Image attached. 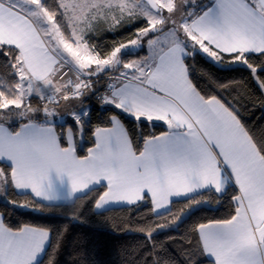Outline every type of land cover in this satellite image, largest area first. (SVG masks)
<instances>
[{"label": "snow or ice", "instance_id": "6c2138e0", "mask_svg": "<svg viewBox=\"0 0 264 264\" xmlns=\"http://www.w3.org/2000/svg\"><path fill=\"white\" fill-rule=\"evenodd\" d=\"M134 20L144 26L127 42L107 51L90 43L99 24L115 30ZM145 46L147 56L124 59ZM198 52L219 64H243L264 90V0L209 6L196 0H0V55L15 77L0 90V162L8 168H0V188L30 189L52 208L103 185L97 209L150 198L162 215L158 210L170 211L172 197H186L191 207L201 201L189 193L211 189L223 197L238 186L234 214L200 223L197 245L212 264H264V136L250 132L235 108L198 90L186 63ZM105 76L99 100L114 110L111 126L94 129L95 146L81 159L75 133L67 129L62 147L54 119L64 101L80 132L87 111L67 102L96 95L93 85ZM34 96L42 101L37 107ZM41 112L38 123L33 114ZM16 116L26 122L11 131L4 124ZM121 116L138 127L163 122L168 130L142 136L136 148ZM49 235L30 226L13 230L0 218V264H37ZM152 264L168 262L154 257Z\"/></svg>", "mask_w": 264, "mask_h": 264}, {"label": "trees", "instance_id": "16d2710c", "mask_svg": "<svg viewBox=\"0 0 264 264\" xmlns=\"http://www.w3.org/2000/svg\"><path fill=\"white\" fill-rule=\"evenodd\" d=\"M57 2L47 0L48 4ZM143 26L141 21L134 20L111 30L107 23H101L90 33V43L107 51L114 44L133 38L137 29ZM138 55L134 52L127 57ZM253 61H256L255 56ZM186 63L190 79L202 94L216 95L226 106L236 109L241 122L250 132L256 137L264 136V90L258 86L246 66L219 64L202 52H198ZM14 79L6 66L5 57L0 55V90L11 87ZM107 82L106 77L100 79L93 85L97 90L96 95L89 94L76 101L80 106L82 101L89 108L87 115L82 118L83 127L80 132L76 131L77 126L73 120L57 122L54 119L61 146L66 147L68 144V128L75 133L76 153L79 157L86 156L95 144L94 129L110 126L108 118L114 114V110L111 106H101L99 100V95L106 90ZM31 103L37 107L42 101L34 96ZM34 114L36 121H44L42 112ZM121 120L136 148L142 147V136L158 135L168 130L161 122L155 126L138 127L130 116H121ZM25 122L24 118L16 116L5 125L11 131H17ZM0 168L8 171L4 162H0ZM105 190L103 185H99L90 194L78 195L81 199L58 203V206L49 208L42 206L39 199L34 198L30 192H19L14 187L0 188V213L4 223L13 230L34 226L49 231V243L37 264H152L154 257L168 264H212L206 254L200 253L194 229L200 223L226 219L234 214L235 202L231 196L237 192L233 186L230 192L221 197L211 189L203 190L191 195L201 203L193 202L189 207L187 198L176 199L172 201L170 211L157 215L150 198L136 204L98 210L95 201ZM177 216L179 219H174ZM148 231L152 233L150 237Z\"/></svg>", "mask_w": 264, "mask_h": 264}, {"label": "crops", "instance_id": "0c3cea01", "mask_svg": "<svg viewBox=\"0 0 264 264\" xmlns=\"http://www.w3.org/2000/svg\"><path fill=\"white\" fill-rule=\"evenodd\" d=\"M204 1V2H203ZM201 3H202V5H204V6H209V5H211V4H213L214 3V0H203ZM68 76H71V77H73L71 74H68ZM74 78V77H73ZM65 79H67V77L65 78ZM106 91V90H105ZM104 91V92H105ZM104 92H102V93H104ZM47 93H49V92H47ZM74 108H76L77 110H79V108H81V106L77 103L76 104V106H73ZM88 110H89V108H87L86 109V111L88 112ZM59 114H61L60 112H58ZM62 116H65L64 114H62ZM36 122H38V121H36ZM38 123H43V122H38ZM161 123H163V122H161ZM164 124V123H163ZM166 125V124H165ZM4 126L6 127V128H8L9 129V127L7 126V125H5L4 124ZM111 126V125H110ZM110 126H108V127H110ZM10 130V129H9ZM19 130V129H18ZM17 130V131H18ZM55 130H56V128H55ZM73 132V131H72ZM56 133H57V131H56ZM57 135H58V133H57ZM69 136H70V134L68 133V131H66V138H67V143L69 142ZM73 144H74V146H75V137H74V139H73ZM67 146H68V144H67ZM66 146V147H67ZM94 146H95V144L91 147V148H94ZM63 147V146H62ZM75 152H76V146H75ZM89 155V151H88V153H87V155L86 156H88ZM76 156L78 157V158H84V157H79L78 155H77V153H76ZM236 188H238V186H235ZM17 190V189H16ZM107 190V189H106ZM105 190V191H106ZM203 190H207V189H202V190H199V192H201V191H203ZM17 191H19V192H30L31 193V190L30 189H24V190H17ZM31 194H33V193H31ZM81 194H83V193H78L77 195H81ZM193 194H195V193H189V196H191V195H193ZM34 195V194H33ZM181 198H186V197H184V196H181V197H172L171 198V200L173 201V200H176V199H181ZM37 199H39V198H37ZM151 200V199H150ZM45 202H47V201H45ZM68 202H72V201H60V202H58V203H68ZM141 202V201H140ZM48 203V202H47ZM138 203V202H137ZM151 203H152V201H151ZM119 205H131V204H129V203H126V202H112V203H109L108 205H106L105 207H103V208H101V209H98V210H102V209H105V208H107V207H111V206H119ZM152 206H153V204H152ZM170 206H171V204H169V205H167L166 207L169 209L170 208ZM158 211H160V212H163V211H165L164 209H161V210H158ZM0 218H2L3 219V217H2V214L0 213ZM209 223H211V222H209ZM30 227H34V226H30ZM36 228H39V227H36ZM43 229V228H42ZM46 230V229H45ZM49 239H50V235H49ZM48 243H49V241L46 243V245H45V248H44V251H45V249H46V247H47V245H48ZM44 251L42 252V253H40L39 255H38V257H37V262L41 259V257L43 256V254H44ZM206 256H207V254H206ZM208 257V256H207ZM209 259H211L212 260V258H210V257H208Z\"/></svg>", "mask_w": 264, "mask_h": 264}, {"label": "rangeland", "instance_id": "374dc122", "mask_svg": "<svg viewBox=\"0 0 264 264\" xmlns=\"http://www.w3.org/2000/svg\"><path fill=\"white\" fill-rule=\"evenodd\" d=\"M202 1H203V0H196L197 4H202V3H201ZM162 2H163V0H162ZM203 2H204V1H203ZM165 12H166V9H165ZM137 53H139V55H138L137 57H144V56H147V55L149 54V53H148L147 46H145L144 49L139 50ZM137 57L129 58V57L125 56L124 59H125V60H126V59L131 60V59H136ZM68 74H71V75L75 78V75H74L73 72H69ZM105 77L108 78L107 76H105ZM103 78H104V77H103ZM41 89H42V91H43L45 94H48L47 92L50 91L48 88L44 87L43 85H41ZM80 98H81V97H80ZM80 98H79V100H80ZM76 101H78V100H75V101L70 100V101H68L67 103H70V104H72L73 106H76V104L79 103V102H76ZM61 103H62V104H60L59 108L57 109V112H60L61 114H59V115L56 117V121H57V122H65V121H67V120H72V118H71L70 116H68L67 114H65L64 104H65L66 102L61 101ZM81 108H83V109L86 110V109L88 108V105L85 104V103H83V104H81ZM79 109H80V108H79ZM62 114H64L65 116H62ZM33 115H35V114H33ZM79 136H80V140H82V134H80ZM96 209H97V208H96Z\"/></svg>", "mask_w": 264, "mask_h": 264}]
</instances>
